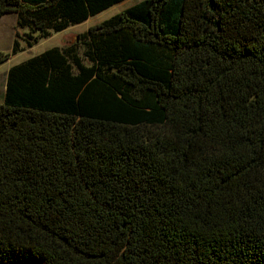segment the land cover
Here are the masks:
<instances>
[{"label": "trees", "instance_id": "trees-1", "mask_svg": "<svg viewBox=\"0 0 264 264\" xmlns=\"http://www.w3.org/2000/svg\"><path fill=\"white\" fill-rule=\"evenodd\" d=\"M123 1L0 0V64ZM78 37L7 73L0 264H264V0H144Z\"/></svg>", "mask_w": 264, "mask_h": 264}, {"label": "rangeland", "instance_id": "rangeland-1", "mask_svg": "<svg viewBox=\"0 0 264 264\" xmlns=\"http://www.w3.org/2000/svg\"><path fill=\"white\" fill-rule=\"evenodd\" d=\"M141 1L144 0H125L122 3L100 13L99 15L89 18L82 24L72 26L63 32L55 33L51 37L41 40L34 47L26 49L24 52H21L17 55L10 56L8 61L0 64V104L4 103L7 73L12 66L23 63L28 59L37 56L53 47H63L65 45H74L75 43L79 45L80 39L78 36L85 33L88 28L111 18L112 16L135 4H138ZM16 18V14L13 13L6 14L0 18V53H10L13 46L15 33H23L22 30L16 28ZM20 44L23 45V43ZM78 50L79 52H82L83 45H80Z\"/></svg>", "mask_w": 264, "mask_h": 264}]
</instances>
